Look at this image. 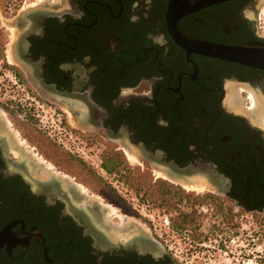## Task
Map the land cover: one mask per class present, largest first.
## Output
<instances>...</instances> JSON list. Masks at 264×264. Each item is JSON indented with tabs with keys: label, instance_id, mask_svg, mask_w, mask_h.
Returning a JSON list of instances; mask_svg holds the SVG:
<instances>
[{
	"label": "flooded vegetation",
	"instance_id": "af4514ba",
	"mask_svg": "<svg viewBox=\"0 0 264 264\" xmlns=\"http://www.w3.org/2000/svg\"><path fill=\"white\" fill-rule=\"evenodd\" d=\"M20 1L5 61L30 117L58 116L57 145L76 170L58 169L0 103V264H178L146 225L108 213L93 186L108 166L74 159L81 143L135 151L180 188L202 184L232 212H264V68L192 43L264 44V0L215 2L175 26L169 0Z\"/></svg>",
	"mask_w": 264,
	"mask_h": 264
},
{
	"label": "rangeland",
	"instance_id": "374dc122",
	"mask_svg": "<svg viewBox=\"0 0 264 264\" xmlns=\"http://www.w3.org/2000/svg\"><path fill=\"white\" fill-rule=\"evenodd\" d=\"M17 1L0 0V103L7 108L14 106L20 133L38 144L47 159L59 165L58 169L73 172L74 161L65 157L67 149L58 146V116L49 110L39 112L41 121L30 117L32 109L20 99L26 97L25 92L13 83V71L5 61L8 45L3 42H10L5 34L14 31L6 19L18 7ZM25 113L27 120H21ZM40 123L52 125L46 130H51L50 134L40 136L36 132V124ZM81 145L84 144L70 152L74 159L85 165L92 162L94 166L103 159L102 166H108L106 172L99 167L94 169V185L89 174L82 169L78 172L85 184L93 185L94 192L107 198L104 202L110 204L108 213L117 214L118 222L130 223L132 227L146 225L178 264H264V212H232L227 200L198 191L204 188L202 184L180 188L159 177L164 173L155 165L139 164L141 158L126 148L123 150L127 157L119 150L103 155L100 148L92 150L89 145Z\"/></svg>",
	"mask_w": 264,
	"mask_h": 264
},
{
	"label": "water",
	"instance_id": "95a60500",
	"mask_svg": "<svg viewBox=\"0 0 264 264\" xmlns=\"http://www.w3.org/2000/svg\"><path fill=\"white\" fill-rule=\"evenodd\" d=\"M224 0H169L167 15L172 26L178 17L209 4ZM194 49L205 54L233 62L264 68V44L245 43L223 45L204 41H192Z\"/></svg>",
	"mask_w": 264,
	"mask_h": 264
},
{
	"label": "bare ground",
	"instance_id": "6f19581e",
	"mask_svg": "<svg viewBox=\"0 0 264 264\" xmlns=\"http://www.w3.org/2000/svg\"><path fill=\"white\" fill-rule=\"evenodd\" d=\"M258 109V108H257ZM128 150V149H127ZM134 153H135V151H133ZM137 153V152H136ZM139 156V155H138ZM139 158H140V156H139ZM198 185V184H197ZM199 186V185H198Z\"/></svg>",
	"mask_w": 264,
	"mask_h": 264
}]
</instances>
